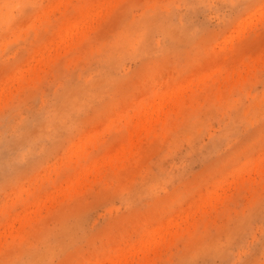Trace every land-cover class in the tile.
I'll list each match as a JSON object with an SVG mask.
<instances>
[{
    "label": "rangeland",
    "instance_id": "rangeland-1",
    "mask_svg": "<svg viewBox=\"0 0 264 264\" xmlns=\"http://www.w3.org/2000/svg\"><path fill=\"white\" fill-rule=\"evenodd\" d=\"M97 263L264 264V0H0V264Z\"/></svg>",
    "mask_w": 264,
    "mask_h": 264
},
{
    "label": "bare ground",
    "instance_id": "bare-ground-1",
    "mask_svg": "<svg viewBox=\"0 0 264 264\" xmlns=\"http://www.w3.org/2000/svg\"><path fill=\"white\" fill-rule=\"evenodd\" d=\"M86 2H87V1H86ZM91 2H92V1H91ZM82 4H83V2H82ZM86 4H87V3H86ZM87 5H88V4H87ZM87 5H86V6H87ZM73 6H74V5H73ZM73 6H72V7H73ZM81 6H82V5H81ZM78 7H79V6H78ZM78 7H76V8H78ZM74 8H75V7H74ZM68 9H69V8H68ZM68 9H67V10H68ZM84 9H85V8H84ZM76 10H77V9H76ZM64 12H65V11H64ZM74 12H75V11H74ZM77 12H78V11H77ZM73 15H74V14H73ZM68 17H70V16H68ZM71 17H72V16H71ZM64 18H65V20L67 19L66 17H64ZM62 19H63V18H62ZM84 19H85V18H84ZM65 20L63 19L64 22H65ZM69 20H70V19H69ZM63 21H62V22H63ZM77 22H79V21H77ZM64 24H65V23H64ZM64 24H63V25H64ZM76 24H77V23H76ZM76 24H75V25H76ZM71 25H72V23H71L70 25L67 23V26H71ZM63 27L65 28V26H63ZM63 27H62V28H63ZM71 27H73V25H72ZM74 27H75V26H74ZM62 28H61V29H62ZM64 28H63V30H64ZM69 28H70V27H69ZM160 221H161V220H160ZM162 221H163V220H162ZM168 222H169V221H168ZM165 224H166V223H165ZM142 230H143V229H142ZM146 232H147V231H146ZM132 244H133V243H132ZM97 264H98V263H97Z\"/></svg>",
    "mask_w": 264,
    "mask_h": 264
}]
</instances>
